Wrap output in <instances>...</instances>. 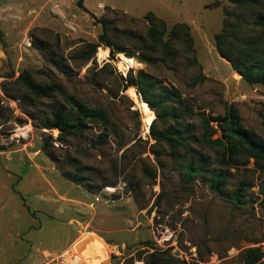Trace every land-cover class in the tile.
Wrapping results in <instances>:
<instances>
[{"label":"rangeland","instance_id":"374dc122","mask_svg":"<svg viewBox=\"0 0 264 264\" xmlns=\"http://www.w3.org/2000/svg\"><path fill=\"white\" fill-rule=\"evenodd\" d=\"M77 1L0 0V264H43L63 256L69 264H147L150 254L158 264H176L170 256L186 264H241L244 249L264 252L257 175L231 167L221 194L201 178L185 182L166 145L151 137L154 113L145 122L133 97L136 87L123 91L122 81L129 71L142 70L158 90L176 91L179 100L170 107L187 114L158 120L157 131L182 123L191 140L178 150L217 169L220 149L201 142L211 133V140L220 139L212 119L233 105L242 126L264 141V85L241 79L217 53L214 37L224 8L239 13L238 19L227 17L238 36L261 38L264 49V29L253 24L263 6L236 10L227 0H83L86 12ZM148 12L167 24L161 37L175 52L166 64L136 59L151 45ZM101 20L109 24V39L134 53L127 61L136 68L127 70L125 57L111 56L105 47L83 60L86 44L101 33ZM176 23L188 25L192 43L183 30L170 40ZM23 71L36 83H58L103 111L106 125L89 122L60 139L59 130L47 125L54 111L69 106L58 95L31 97L16 83ZM196 78L202 80L193 85ZM103 132L107 137L100 142ZM251 163L246 168L252 169ZM241 180L254 185L249 191L254 204L235 209L226 196ZM85 239L83 252L68 254Z\"/></svg>","mask_w":264,"mask_h":264},{"label":"trees","instance_id":"16d2710c","mask_svg":"<svg viewBox=\"0 0 264 264\" xmlns=\"http://www.w3.org/2000/svg\"><path fill=\"white\" fill-rule=\"evenodd\" d=\"M235 9L241 7L248 8L250 6L261 4L264 8V0H227ZM78 8L88 12L83 6V0L77 1ZM237 10V9H236ZM236 11H227L223 8V15L220 31L215 35V48L219 56L227 61L231 68L241 76L249 85H264V49L260 46L261 38H244L239 37L236 24L227 20L228 16L234 19L240 18ZM145 18L149 23L147 37L151 41L149 49H145L136 59L139 63L154 65L157 62L166 64L168 59H171L174 50L170 49L168 41H163V33L166 29V22L158 18L154 13L148 12ZM101 33L98 35L96 42L87 43L83 52V60L88 62L92 59L100 47L109 48L111 56L114 54L123 55L125 57L124 65L127 70L136 68L132 63L127 61L129 58H135L134 53L124 50L123 47L115 45L108 35L109 24L107 21L101 20ZM254 25L264 29V12L255 14L253 21ZM177 30H183L189 43H192V37L189 34V27L185 23H176L172 25L170 31V40L177 39ZM179 38V36H178ZM259 47V48H258ZM157 54H159L157 56ZM202 79H194L192 84H196ZM123 81V91L131 89V86L136 87L133 93L134 100L140 107L143 119L147 122L151 118V111L155 115L152 121L149 132L156 143H164L168 148L170 156L179 164V169L182 173V179L189 182L194 178H201L206 182L208 187L215 193L221 194L224 192L229 179V169L235 167L247 170L256 174L259 180L258 192L255 197L259 207L264 211V141L260 140L254 133L246 130L242 124L236 108L229 105L226 108L224 116L216 117L214 120L220 130V139L211 140L210 135L202 137V143L210 146L216 145L220 149L217 155L219 162L218 168L212 169L203 161L197 160L195 157H186L189 153L184 150L180 152L179 148H184L185 144L191 140V131L184 128L182 123L176 122L175 125H170L166 128L157 131V121H165L167 119L178 120L186 116L187 111L181 108L171 109L170 102L178 101L179 96L176 91L162 87L158 90L155 79L143 72L138 71L133 74L129 71ZM16 83L23 86L24 90L34 99L51 98L58 95L69 106V110L58 108L52 113L51 121L47 125L50 129L59 130V138L63 135H69L83 130L87 127V123L95 122L103 126L107 123L106 114L96 108H91L68 94L62 85L51 83L41 85L34 81L29 71H23L16 79ZM143 104L139 103V96ZM132 104V103H131ZM147 104V105H144ZM264 125V114L261 115ZM158 121V122H159ZM209 121V120H208ZM205 129L214 132L208 127L205 122ZM145 131H148L146 126ZM107 135L105 132L98 136L99 141H104ZM252 161V169L246 168ZM254 185L252 183L241 180L234 187L233 191L226 196V200L235 209L242 208L247 205H253L251 193ZM176 264H186L184 261H179L170 256ZM264 252L260 247H249L242 251L241 264H264ZM147 264H158L155 254H150Z\"/></svg>","mask_w":264,"mask_h":264},{"label":"bare ground","instance_id":"6f19581e","mask_svg":"<svg viewBox=\"0 0 264 264\" xmlns=\"http://www.w3.org/2000/svg\"><path fill=\"white\" fill-rule=\"evenodd\" d=\"M18 133H21V134L24 135V134H25V133H24V129H19V130H18ZM90 233H92V232L90 231ZM87 241L89 242V240H87ZM85 242H86V239H85V241H83L82 243H79L78 245H76L75 249L70 250V251L68 252V254H73V253L75 252V250H76V251H79V252H83V251H84Z\"/></svg>","mask_w":264,"mask_h":264},{"label":"built area","instance_id":"2783aa9c","mask_svg":"<svg viewBox=\"0 0 264 264\" xmlns=\"http://www.w3.org/2000/svg\"><path fill=\"white\" fill-rule=\"evenodd\" d=\"M43 264H69V261L67 260L66 257L63 256V257L48 261V262L43 263Z\"/></svg>","mask_w":264,"mask_h":264},{"label":"water","instance_id":"95a60500","mask_svg":"<svg viewBox=\"0 0 264 264\" xmlns=\"http://www.w3.org/2000/svg\"><path fill=\"white\" fill-rule=\"evenodd\" d=\"M139 96V95H138ZM139 103H140V105H142L143 104V101H142V99H141V97L139 96Z\"/></svg>","mask_w":264,"mask_h":264},{"label":"crops","instance_id":"0c3cea01","mask_svg":"<svg viewBox=\"0 0 264 264\" xmlns=\"http://www.w3.org/2000/svg\"><path fill=\"white\" fill-rule=\"evenodd\" d=\"M165 21V20H164Z\"/></svg>","mask_w":264,"mask_h":264}]
</instances>
